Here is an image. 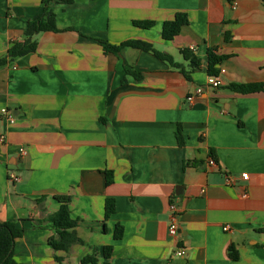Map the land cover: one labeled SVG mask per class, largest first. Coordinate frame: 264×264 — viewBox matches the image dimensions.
I'll return each mask as SVG.
<instances>
[{
    "label": "crops",
    "instance_id": "obj_1",
    "mask_svg": "<svg viewBox=\"0 0 264 264\" xmlns=\"http://www.w3.org/2000/svg\"><path fill=\"white\" fill-rule=\"evenodd\" d=\"M236 1V8L231 0L50 5L58 31L37 34L35 51L0 65V223L23 229L15 262L80 264L93 253L101 264L112 246L110 264H264V0ZM42 8V0H0V59ZM177 13L188 23L164 40L163 23ZM145 21L154 25L134 24ZM98 40L150 43L188 78L150 52H104ZM181 49L200 66L190 69ZM209 54L223 56L213 69L226 72L221 87L197 95L210 76ZM236 84L263 90L242 94L231 90ZM56 196L70 197L83 242L68 252L49 245ZM108 198L115 213L105 218ZM170 203L181 213L175 238ZM179 247L184 258L174 255Z\"/></svg>",
    "mask_w": 264,
    "mask_h": 264
},
{
    "label": "trees",
    "instance_id": "obj_2",
    "mask_svg": "<svg viewBox=\"0 0 264 264\" xmlns=\"http://www.w3.org/2000/svg\"><path fill=\"white\" fill-rule=\"evenodd\" d=\"M73 0H42L43 8L41 13L30 19L24 31V40L22 42H13L8 49L7 56L0 59V65L11 62L12 60L22 57L28 53L35 51L37 43L34 37L41 32H57L56 16L51 8L52 3L56 4H69ZM188 23L187 15L184 13H177L175 18L170 21H165L162 27V37L164 40H173L181 31L183 25ZM138 27L150 28L154 25L152 21L134 22ZM104 52H112L115 54L120 53L124 48L131 47L146 52L152 53L157 59L167 63L171 68L180 70L187 78L188 75L184 71L183 66L176 63L173 57L166 52L158 51L150 43L139 40H127L118 45L112 44L106 40H98ZM181 54L185 60L189 61L190 69L198 68L200 66V59L190 50L181 49ZM223 60V56L216 54H209V75H217V71L213 67ZM125 73L132 75L135 79L141 80V73L129 65L124 66ZM231 90L234 92L246 94L254 91L263 90V85L258 84H240L231 85ZM177 139L182 145L184 143L181 127L177 130ZM112 182L111 174L107 173V184ZM57 201L60 203L59 209L49 217V221L53 224L56 235L50 237L49 245L56 252H68L71 246L75 243H83L78 237L75 228L78 221L71 216L69 208V196H56ZM115 213V202L113 199L108 198L105 202V218H109ZM23 229L18 228L13 221L0 223V264H19L13 260V244L16 238L21 237ZM123 231L120 225L116 226L114 238L119 239L122 237ZM112 246H106L103 253V261L101 264H110L108 260L111 257ZM232 258L236 259L237 256L233 253ZM57 262H62V258L58 255L55 256ZM100 260L92 253L87 254L81 258L80 264H99Z\"/></svg>",
    "mask_w": 264,
    "mask_h": 264
},
{
    "label": "built area",
    "instance_id": "obj_3",
    "mask_svg": "<svg viewBox=\"0 0 264 264\" xmlns=\"http://www.w3.org/2000/svg\"><path fill=\"white\" fill-rule=\"evenodd\" d=\"M232 4H233V8H236L237 6V1L236 0H231ZM226 72V70L224 68H221V70L219 71V73L217 75H210L204 86H199L196 88L195 93L197 95L202 94L203 90L206 88H212V89H218L219 87H221L222 85V79H221V75H223ZM2 114L5 115L8 120L10 121V123L14 122V118L13 116L6 110V109H2ZM0 141L1 142H5V138L4 136L0 137ZM20 154L21 155H26V151L24 148L20 149ZM209 163L211 165H214L215 162L214 160H210ZM13 180L18 181L19 179L15 176H12ZM241 178L243 180H247L248 178V174H242ZM236 179L233 176H227L226 177V183L229 185H234L235 184ZM169 211H170V223H169V227H168V233L169 236L172 238L177 237L178 235V229H179V220H180V210L179 208L174 204V203H170L169 204ZM229 226H225L224 230H227ZM174 255L178 258H184L186 255V250L182 247H179L175 250Z\"/></svg>",
    "mask_w": 264,
    "mask_h": 264
}]
</instances>
